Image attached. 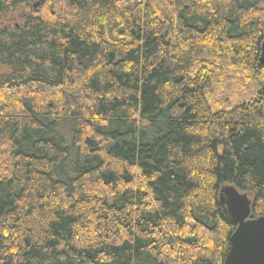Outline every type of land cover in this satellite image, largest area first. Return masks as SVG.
Returning a JSON list of instances; mask_svg holds the SVG:
<instances>
[{
	"label": "trees",
	"instance_id": "1",
	"mask_svg": "<svg viewBox=\"0 0 264 264\" xmlns=\"http://www.w3.org/2000/svg\"><path fill=\"white\" fill-rule=\"evenodd\" d=\"M36 1L0 0V264H223L220 190L264 217V0Z\"/></svg>",
	"mask_w": 264,
	"mask_h": 264
},
{
	"label": "water",
	"instance_id": "2",
	"mask_svg": "<svg viewBox=\"0 0 264 264\" xmlns=\"http://www.w3.org/2000/svg\"><path fill=\"white\" fill-rule=\"evenodd\" d=\"M260 63L264 64V43ZM219 203L226 218L236 225L223 264H264V217L251 216L250 198L229 185L220 190Z\"/></svg>",
	"mask_w": 264,
	"mask_h": 264
},
{
	"label": "rangeland",
	"instance_id": "3",
	"mask_svg": "<svg viewBox=\"0 0 264 264\" xmlns=\"http://www.w3.org/2000/svg\"><path fill=\"white\" fill-rule=\"evenodd\" d=\"M38 2H39V0L32 4V9H36L40 5V2H39V4L37 6H35Z\"/></svg>",
	"mask_w": 264,
	"mask_h": 264
}]
</instances>
